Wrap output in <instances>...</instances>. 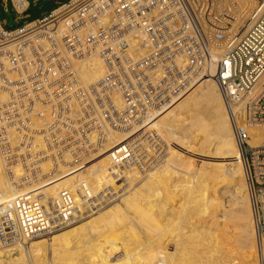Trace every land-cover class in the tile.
Listing matches in <instances>:
<instances>
[{
  "label": "built area",
  "instance_id": "built-area-1",
  "mask_svg": "<svg viewBox=\"0 0 264 264\" xmlns=\"http://www.w3.org/2000/svg\"><path fill=\"white\" fill-rule=\"evenodd\" d=\"M8 1L16 16L28 14V0ZM254 1L257 10L241 25L243 0H68L14 29L0 19L5 168H21L28 181L41 175L43 162L80 165L106 145L109 133L127 131L184 92L211 51L226 48L215 79L247 176L261 264L264 142L249 141L251 128L264 129V0ZM91 56L106 72L85 87L78 62ZM155 138L156 162L167 145ZM109 153L119 170L144 174L151 168L129 142ZM88 191L81 183L43 202L18 198L0 214V244L74 224L80 215L75 196L85 198Z\"/></svg>",
  "mask_w": 264,
  "mask_h": 264
},
{
  "label": "bare ground",
  "instance_id": "bare-ground-1",
  "mask_svg": "<svg viewBox=\"0 0 264 264\" xmlns=\"http://www.w3.org/2000/svg\"><path fill=\"white\" fill-rule=\"evenodd\" d=\"M243 1L239 24L257 6ZM223 52L211 53L199 78L163 108L125 132L109 133L106 145L83 164L43 162L41 175L25 181L24 170L5 168L0 154V214L18 198L43 202L81 183L89 189L85 198L75 196L80 215L74 224H50L42 236L0 244V264H259L247 176L215 79ZM78 66L85 87L106 72L97 56ZM260 130H250L251 146L264 142ZM155 136L167 145L156 162ZM125 142L140 151L148 172L119 170L109 152ZM223 186L231 189L229 209L217 191ZM194 216L203 221L200 228ZM195 230L210 235L199 241Z\"/></svg>",
  "mask_w": 264,
  "mask_h": 264
},
{
  "label": "rangeland",
  "instance_id": "rangeland-1",
  "mask_svg": "<svg viewBox=\"0 0 264 264\" xmlns=\"http://www.w3.org/2000/svg\"><path fill=\"white\" fill-rule=\"evenodd\" d=\"M54 6H53V4H52V2L50 1V0H42V1H39V2H36V3H32L31 5H30V8H29V10H28V17L25 19V20H22L21 21V24L22 23H24V22H28V21H32V20H34V19H36V18H39V17H41L43 14H45V13H47V12H49L52 8H53ZM257 8H258V5L256 6V8H255V10L254 11H256L257 10ZM4 13H3V9H2V5L0 4V19H2V18H4ZM226 49V48H225ZM223 52L224 51V49H222V50H220V51H216V50H212L211 51V53L212 54H216L217 52ZM224 53V52H223ZM223 53H222V55H223ZM220 61H221V59H220ZM219 61V62H220ZM219 62H217L216 61V64L215 65H217ZM212 63H215V62H212ZM202 72H203V70H201L199 73H197L198 75H197V79L199 78V76L202 74ZM180 94H182V93H180ZM209 117L208 116H206V119H208ZM178 123H180V122H178ZM256 129H261L260 131L262 132V134H264V129H262V127H255ZM255 128H251L250 130H252V129H255ZM200 160V159H199ZM199 160L197 159V163L199 162ZM84 163H86V162H84ZM81 164H83V163H81ZM83 174V173H82ZM225 187V188H224ZM198 189H196L195 191L196 192H200L199 190L197 191ZM194 191V192H195ZM208 191V190H207ZM206 191V192H207ZM217 191H220V195L223 197H221L222 198V201H223V203L225 204V208L226 209H229V207H227V206H229V203H228V200L230 199L229 198V196L232 194V193H230V191H231V189L230 188H226V186H223L222 188L221 187H218L217 188ZM222 192L224 193V196H223V194H222ZM207 193H209V195L206 197L208 200H210V198L213 196H211V193L210 192H207ZM113 195H115V194H113ZM226 198V199H225ZM239 198V197H238ZM240 199V198H239ZM97 206V205H96ZM197 221H199L198 219H197V216H194V218H193V222H194V225H198L199 224V227H196L195 226V229L196 228H200L201 227V224L203 223V221H199V223H197ZM196 231V230H195ZM210 232V231H209ZM207 233V231H205L204 233H200V231L198 230V231H196V233H200V235H201V237L199 238V241L201 240V239H205L206 237H208L209 235H210V233Z\"/></svg>",
  "mask_w": 264,
  "mask_h": 264
},
{
  "label": "crops",
  "instance_id": "crops-1",
  "mask_svg": "<svg viewBox=\"0 0 264 264\" xmlns=\"http://www.w3.org/2000/svg\"><path fill=\"white\" fill-rule=\"evenodd\" d=\"M28 1L30 3L29 4V8H30V5L32 3H36V2H39V1H42V0H28ZM50 1L52 2L54 7L49 12H51L52 10L57 8L58 6L66 3L68 0H50ZM0 4L2 5V9H3L4 15H6V13H10V19L15 23V27H12L11 25H9L5 21V16H4V18H2L1 20L5 23V26H6L7 29H14V28L20 27V26H22L24 24H27L29 22H32L34 20H39V19L43 18L44 16H46L49 13V12H47V13L43 14L41 17H39V18H36V19H34L32 21L24 22V23L21 24V21L25 20L28 17V14L26 16H24L23 18L16 16L14 11H13V9H12V7H11V4H10V2L8 0H0ZM29 8H28V10H29Z\"/></svg>",
  "mask_w": 264,
  "mask_h": 264
},
{
  "label": "water",
  "instance_id": "water-1",
  "mask_svg": "<svg viewBox=\"0 0 264 264\" xmlns=\"http://www.w3.org/2000/svg\"><path fill=\"white\" fill-rule=\"evenodd\" d=\"M5 21L11 25L12 27H15V23L10 19V13H6L5 15Z\"/></svg>",
  "mask_w": 264,
  "mask_h": 264
}]
</instances>
